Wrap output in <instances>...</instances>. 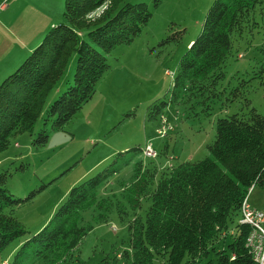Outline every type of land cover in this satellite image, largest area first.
<instances>
[{"label": "rangeland", "instance_id": "374dc122", "mask_svg": "<svg viewBox=\"0 0 264 264\" xmlns=\"http://www.w3.org/2000/svg\"><path fill=\"white\" fill-rule=\"evenodd\" d=\"M214 1L122 0L146 3L151 19L128 44H119L106 55L108 67L91 98L65 126L55 127L51 120L45 123L44 116L71 84L72 58L63 79L47 98L33 132L12 135L8 147L0 152V174L5 175L9 193L20 200L14 214L27 231L0 251V264H11L16 249L46 224L70 188L103 171L114 160L119 171L96 187L95 202L80 212L79 225L86 233L69 264H125L120 254L129 250L127 228L134 213L122 197V184L128 186L132 181L136 163L162 168L170 163L203 160L210 156L208 146L215 140L218 119L234 114L248 117L251 110L264 115V0L256 8L250 27L233 37L232 48L215 77L197 82L196 89H186L177 100L172 98L179 60L199 34ZM1 3L0 83L52 27L62 22L65 0ZM107 3L86 18L94 22ZM163 119L166 134L160 136L156 128L162 126ZM41 135L44 139L39 141ZM149 143L156 152L154 157L144 156L142 149L133 151ZM247 198L264 210V182H254ZM149 203L142 200L135 215L144 219ZM207 262L216 264L215 256L210 254L197 264ZM22 264L46 262L27 256Z\"/></svg>", "mask_w": 264, "mask_h": 264}, {"label": "trees", "instance_id": "16d2710c", "mask_svg": "<svg viewBox=\"0 0 264 264\" xmlns=\"http://www.w3.org/2000/svg\"><path fill=\"white\" fill-rule=\"evenodd\" d=\"M105 2L106 8L94 22L86 18ZM262 4L263 0L212 3L199 34L179 60L172 82L174 100L186 89H196L197 82L215 77L232 48L233 37L250 27ZM151 17L143 2L65 0L62 22L0 83V152L8 147L12 135L33 132L47 98L75 57L71 84L44 116L45 123L51 120L55 127L65 126L95 92L108 67L106 55L138 36ZM43 139L41 135L39 141ZM208 150L209 157L194 163H170L162 168L136 163L132 181L128 186L122 184V197L134 213L127 228L129 250L120 254L125 264H197L210 254L216 264H253L245 248L248 227L238 219L249 187L264 182V115L251 110L248 117L234 114L218 119L215 140ZM116 162L70 188L46 224L16 249L11 264H22L27 256L46 264H69L86 233L79 225L80 212L95 202L96 187L119 171ZM4 179L0 174V251L27 232L14 214L20 200L9 193ZM142 200L150 202L144 219L135 215ZM118 211L125 212L120 207Z\"/></svg>", "mask_w": 264, "mask_h": 264}, {"label": "built area", "instance_id": "2783aa9c", "mask_svg": "<svg viewBox=\"0 0 264 264\" xmlns=\"http://www.w3.org/2000/svg\"><path fill=\"white\" fill-rule=\"evenodd\" d=\"M3 7L4 3H1L0 9ZM162 122V126L156 128L157 133L160 136L166 134L165 119H163ZM142 153L146 157H154L156 155V152L153 150L150 143L143 147ZM238 223L248 227L245 248L251 257L253 264H264V210L252 207L247 202L246 196L240 203Z\"/></svg>", "mask_w": 264, "mask_h": 264}, {"label": "crops", "instance_id": "0c3cea01", "mask_svg": "<svg viewBox=\"0 0 264 264\" xmlns=\"http://www.w3.org/2000/svg\"><path fill=\"white\" fill-rule=\"evenodd\" d=\"M247 202H249L250 203V205L252 206V207H255V202L254 201H251L250 199H249V201H248V198H247ZM256 208V207H255ZM259 209V208H258Z\"/></svg>", "mask_w": 264, "mask_h": 264}]
</instances>
